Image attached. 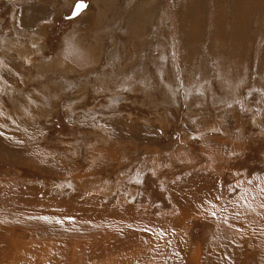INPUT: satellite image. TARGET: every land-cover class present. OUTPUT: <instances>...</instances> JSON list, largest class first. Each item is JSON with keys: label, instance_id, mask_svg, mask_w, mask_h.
Here are the masks:
<instances>
[{"label": "rangeland", "instance_id": "1", "mask_svg": "<svg viewBox=\"0 0 264 264\" xmlns=\"http://www.w3.org/2000/svg\"><path fill=\"white\" fill-rule=\"evenodd\" d=\"M0 69L3 264H264V0H0Z\"/></svg>", "mask_w": 264, "mask_h": 264}, {"label": "bare ground", "instance_id": "2", "mask_svg": "<svg viewBox=\"0 0 264 264\" xmlns=\"http://www.w3.org/2000/svg\"><path fill=\"white\" fill-rule=\"evenodd\" d=\"M9 1H14V0H9ZM196 196H198V198L199 199H201V200H204L205 198H203L202 197V194H197ZM196 196H191L192 198H190V200H191V202L193 203L194 202V207L196 206V207H198V205H196L195 204V201H197L196 200ZM19 198H23L21 195H19L18 196ZM25 198V197H24ZM79 198H81L80 196H79ZM180 198H183V204L184 205H186L187 206V208H190V206H191V204L188 202V198L187 197H180ZM75 199H78V196L77 197H75ZM74 199V200H75ZM208 199V198H207ZM211 199V198H210ZM11 200L12 199H10L9 201H8V204L11 202ZM32 200V199H31ZM73 200V199H72ZM79 200H81V199H79ZM16 201V200H15ZM18 201V200H17ZM17 201H16V203H17ZM18 202H20L21 203V201H18ZM35 202H38V203H40V205H45V203H41L40 201H35ZM47 203V202H46ZM12 204V203H11ZM26 204H27V202H26ZM190 204V205H189ZM27 205H29V203L27 204ZM86 205V204H85ZM84 205V206H85ZM16 206H17V204H16ZM16 206H13L14 207V209H12V213L18 218V219H21V218H26V220H24L25 222H23L22 224H27V225H31L32 224V226H33V224H35L36 225V228H38V227H41L42 226V224H43V221H46V220H44L43 219V221H42V215H45L46 217H47V222H52V220H53V218H52V216H51V212H53V208H52V206L51 207H49V208H47L48 210H47V212H48V214H49V218H48V215L44 212V211H42L41 209H39V208H37L38 206L37 205H34V210H27L28 212H22V210L21 209H23V208H17ZM8 207V206H7ZM191 207H193V206H191ZM215 206H212V205H208V206H206L205 207V211H207L206 209H213ZM28 208V207H27ZM30 208V207H29ZM109 206L107 205V203L106 204H103V205H101L100 206V215H102V210H103V212H105V211H109ZM4 209H5V207H4ZM7 209V208H6ZM6 209H5V211H6ZM8 209H9V207H8ZM7 209V210H8ZM11 209V208H10ZM9 212H11L10 210H9ZM71 213H72V215L73 216H75V213L76 212H78V211H70ZM110 212H112V211H110ZM114 212V211H113ZM126 212H128V213H131L132 211H130L129 212V209H124V210H122V212H120V213H126ZM183 212H185V211H183ZM7 213V212H6ZM109 213V212H108ZM179 213L185 218V214L184 213H182V211H179ZM186 213V212H185ZM53 214V213H52ZM63 214H65V215H67V213H64L63 212ZM110 214H108V215H106V216H104V217H108ZM12 216V215H11ZM11 216H9V215H7V214H4V212L2 213L1 211H0V224H2V225H8L9 226V228H10V225H12V223H13V221H12V218H11ZM32 216L34 217V218H32ZM174 219H172L171 220V222L168 224V225H166V226H169V227H171L172 229H175V230H171V229H169V230H167L166 231V233H168V234H162L161 235V239H162V241H165L164 242V244H162V248H160V250H161V257H166V258H168L169 259V257L170 256H172V253L174 252V248L175 247H173L172 245H171V240H173V237H174V234H176V229L177 228H179L178 226H179V223H180V221H179V219L177 218V216H175V217H173ZM13 219H15V218H13ZM76 219H78V216L76 217ZM79 219H81V221H83V219L82 218H80L79 217ZM78 219V220H79ZM170 219V218H169ZM16 220V219H15ZM90 220V217H86L85 218V221H89ZM19 221V220H18ZM59 221V220H58ZM46 223V222H45ZM62 223V222H61ZM150 223H153L151 226H156V225H160L161 223H160V221H153V222H150ZM166 224V223H165ZM47 225V224H46ZM1 226V225H0ZM44 226V225H43ZM73 226H75L76 227V225H74L73 224ZM12 227V226H11ZM26 228V227H25ZM34 228H35V226H34ZM50 228V227H49ZM81 228V227H80ZM1 231L0 232H3V234H4V238H9L11 235H12V232L10 231V230H7V231H5L4 230V228H1L0 229ZM35 230V229H34ZM34 230H33V232H34ZM48 230H50L51 231V229H46V231H48ZM37 231V230H36ZM43 231H45V230H43ZM42 231V232H43ZM30 233H31V231H30ZM36 233H38V232H36ZM34 234H35V232H34ZM48 234V233H47ZM56 234V233H55ZM159 234H160V231H159ZM54 235V234H53ZM141 236H152L150 233L149 234H142V233H140L139 234V236L138 237H141ZM176 239L177 240H181L182 239V237H179V235L178 234H176ZM48 243V242H47ZM61 243V242H60ZM61 246V245H60ZM5 248H10L11 249V247H9V245L7 244V246H4ZM42 248V247H41ZM56 250H57V252H56V254H55V252H54V258H53V261L51 262L52 264H64V262H63V260H62V257H63V255H64V253H65V247L64 246H61V247H58L57 248V246L55 245V247H54ZM43 249H44V246H43ZM92 252V251H91ZM7 253H9V251L7 252ZM35 253V252H34ZM52 253V252H51ZM93 254L92 253H90V257L92 256ZM24 256V255H23ZM29 256V253L28 254H26L25 256H24V258L26 257H28ZM51 256H53V255H51ZM38 257V256H37ZM25 258V259H26ZM33 258V257H32ZM41 258V257H40ZM40 258H38V260L40 259ZM48 258H50V257H48ZM47 259V258H46ZM45 259V260H46ZM30 260V259H29ZM33 260V259H32ZM43 260V259H42ZM3 261H4V254L3 253H1L0 254V264H3ZM26 261H27V259H26ZM39 261H41V260H39ZM167 261V260H166ZM45 262V261H44ZM48 263V262H47ZM29 264H33V262H29ZM36 264V263H35ZM43 264V263H42Z\"/></svg>", "mask_w": 264, "mask_h": 264}, {"label": "snow or ice", "instance_id": "3", "mask_svg": "<svg viewBox=\"0 0 264 264\" xmlns=\"http://www.w3.org/2000/svg\"><path fill=\"white\" fill-rule=\"evenodd\" d=\"M85 7L86 5L83 2H77L74 10L72 11V17L78 16L79 13L85 9ZM72 17L69 18L71 19ZM261 207H264V204H262Z\"/></svg>", "mask_w": 264, "mask_h": 264}, {"label": "crops", "instance_id": "4", "mask_svg": "<svg viewBox=\"0 0 264 264\" xmlns=\"http://www.w3.org/2000/svg\"><path fill=\"white\" fill-rule=\"evenodd\" d=\"M41 30V29H40ZM0 71L6 76V78H7V74H8V72H6L4 69H0ZM35 160H37V159H35ZM36 162V161H35ZM61 200V199H60ZM8 242V241H7ZM8 245H9V247L11 246L10 244H9V242H8Z\"/></svg>", "mask_w": 264, "mask_h": 264}]
</instances>
